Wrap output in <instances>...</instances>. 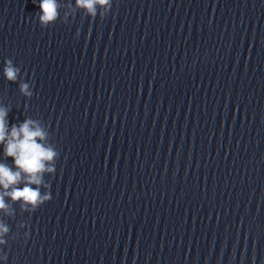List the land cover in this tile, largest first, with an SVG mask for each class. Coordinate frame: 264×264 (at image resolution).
<instances>
[{"label": "clouds", "instance_id": "clouds-1", "mask_svg": "<svg viewBox=\"0 0 264 264\" xmlns=\"http://www.w3.org/2000/svg\"><path fill=\"white\" fill-rule=\"evenodd\" d=\"M38 3L40 27L48 28L58 20L70 23L78 13L95 20L105 19L113 8V0H65L64 9L61 0H33ZM4 78L13 83L18 82L19 93L26 99L33 96V82H26L21 68L13 58H6L2 69ZM27 109L28 105H24ZM9 105L0 103V146L3 160H0V214L7 217L16 215L15 204L21 212H35L52 199L50 183L45 179L56 171V162L60 158L48 126L39 118L26 117L23 122L9 126ZM8 158H12L10 165ZM11 201V203H9ZM19 224L17 228H26ZM10 226L0 219V246L7 247L9 240L17 239L19 232L10 235ZM25 239L29 232L23 233ZM7 252L0 247V260H7Z\"/></svg>", "mask_w": 264, "mask_h": 264}]
</instances>
